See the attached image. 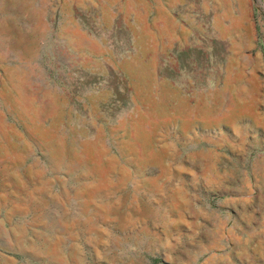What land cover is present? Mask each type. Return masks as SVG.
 I'll return each mask as SVG.
<instances>
[{
    "label": "rangeland",
    "instance_id": "374dc122",
    "mask_svg": "<svg viewBox=\"0 0 264 264\" xmlns=\"http://www.w3.org/2000/svg\"><path fill=\"white\" fill-rule=\"evenodd\" d=\"M0 264H264V0H0Z\"/></svg>",
    "mask_w": 264,
    "mask_h": 264
}]
</instances>
